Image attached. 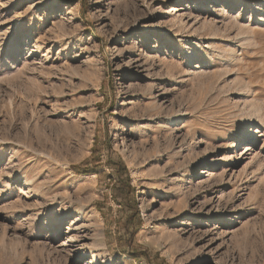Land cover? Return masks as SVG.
<instances>
[{"label": "rangeland", "instance_id": "rangeland-1", "mask_svg": "<svg viewBox=\"0 0 264 264\" xmlns=\"http://www.w3.org/2000/svg\"><path fill=\"white\" fill-rule=\"evenodd\" d=\"M0 264H264V0H0Z\"/></svg>", "mask_w": 264, "mask_h": 264}, {"label": "bare ground", "instance_id": "bare-ground-1", "mask_svg": "<svg viewBox=\"0 0 264 264\" xmlns=\"http://www.w3.org/2000/svg\"><path fill=\"white\" fill-rule=\"evenodd\" d=\"M260 121H262V120H260ZM259 121V122H260ZM172 123H174V126H176L177 124H179V123H182V121L181 120H172V122H171V124ZM260 135L259 136H257V135H252V136H244L243 138L246 140V141H249V142H254V141H258L259 139H260ZM237 145V144H236ZM234 147H237V146H234ZM245 147L246 148H248L247 147V144L245 145ZM251 151V149H249L248 151H247V153L248 152H250ZM53 159V158H52ZM195 170H197V169H195Z\"/></svg>", "mask_w": 264, "mask_h": 264}]
</instances>
